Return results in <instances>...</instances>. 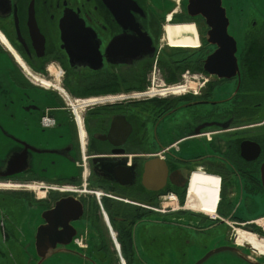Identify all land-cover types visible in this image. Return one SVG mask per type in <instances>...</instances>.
<instances>
[{
	"label": "flooded vegetation",
	"instance_id": "flooded-vegetation-1",
	"mask_svg": "<svg viewBox=\"0 0 264 264\" xmlns=\"http://www.w3.org/2000/svg\"><path fill=\"white\" fill-rule=\"evenodd\" d=\"M213 1L0 0V130L74 163L0 173V264H264V0Z\"/></svg>",
	"mask_w": 264,
	"mask_h": 264
},
{
	"label": "water",
	"instance_id": "water-1",
	"mask_svg": "<svg viewBox=\"0 0 264 264\" xmlns=\"http://www.w3.org/2000/svg\"><path fill=\"white\" fill-rule=\"evenodd\" d=\"M197 6L199 7L200 12H203L204 17L209 18L210 22L222 24V28L224 24H227V19L224 17V10H220V20H212L206 14V8L215 6V1L213 0H198ZM215 29H219V27H214ZM216 40H224L228 39V35H223L221 37H213ZM228 46V47H226ZM229 46L226 44H219L218 54H226L229 52ZM110 52V51H109ZM100 64V63H99ZM93 69H99L98 67H93ZM41 143V147L30 146L19 140V138L13 133H9L4 129L0 130V157L3 158V166L1 175L3 176H12L18 175L29 170L42 174L43 170L49 171V173H64L71 174L74 171V163L73 159H69L65 157V153L69 150V144L67 145L66 138L61 130L56 133H48L44 134L42 138L39 139ZM19 143L20 146L23 145L24 149L19 147L17 152L13 153V146ZM62 147V148H61ZM28 152L31 153V158L28 157ZM43 228L39 227L36 233V249H40L42 247V239H43ZM39 252V251H38ZM40 261L37 264H43L42 255L39 256ZM30 262H28L29 264Z\"/></svg>",
	"mask_w": 264,
	"mask_h": 264
},
{
	"label": "built area",
	"instance_id": "built-area-1",
	"mask_svg": "<svg viewBox=\"0 0 264 264\" xmlns=\"http://www.w3.org/2000/svg\"><path fill=\"white\" fill-rule=\"evenodd\" d=\"M50 74L52 76H56V74H58V70H50L49 71ZM178 87H173L172 89L173 90H177ZM62 96V99L64 100L65 102V105H66V110H68L71 114H72V118L74 120V123L78 129V131L81 130V126H82V120H81V112L86 110V109H89L91 107H93L94 105L96 104H101L103 103V101H96V99H85V100H80V99H71L63 90H58ZM46 120L48 122V119H43V123L46 124ZM49 123H47L48 125ZM85 174V171L83 173V176ZM217 202H218V199H217ZM216 202V204H217ZM121 263L123 264V261L120 260Z\"/></svg>",
	"mask_w": 264,
	"mask_h": 264
},
{
	"label": "rangeland",
	"instance_id": "rangeland-1",
	"mask_svg": "<svg viewBox=\"0 0 264 264\" xmlns=\"http://www.w3.org/2000/svg\"><path fill=\"white\" fill-rule=\"evenodd\" d=\"M192 41H193V38L189 37L186 43L189 44V43L192 42ZM194 43H196V41H194ZM182 45H184V44L182 43ZM185 46H187V45H185ZM189 46H190V44H189ZM181 80H182V79H179V81H181ZM72 99H75V98H72ZM26 264H28V262H27ZM29 264H34V263L32 262V263H29ZM43 264H54V263L45 262V263H43Z\"/></svg>",
	"mask_w": 264,
	"mask_h": 264
},
{
	"label": "bare ground",
	"instance_id": "bare-ground-1",
	"mask_svg": "<svg viewBox=\"0 0 264 264\" xmlns=\"http://www.w3.org/2000/svg\"><path fill=\"white\" fill-rule=\"evenodd\" d=\"M193 25V24H192ZM194 26V25H193ZM184 44V43H183ZM185 45H189L188 43L187 44H185ZM186 47H188V46H186ZM56 76H57V74H56ZM40 84H42V86L43 87H45V88H47V89H49V88H52L50 85H48V84H44V83H40ZM52 89H54V88H52Z\"/></svg>",
	"mask_w": 264,
	"mask_h": 264
},
{
	"label": "trees",
	"instance_id": "trees-1",
	"mask_svg": "<svg viewBox=\"0 0 264 264\" xmlns=\"http://www.w3.org/2000/svg\"><path fill=\"white\" fill-rule=\"evenodd\" d=\"M194 55L196 56V54H194ZM182 61H183V59L179 60V64H180ZM179 69L184 70L185 67H184V66H181Z\"/></svg>",
	"mask_w": 264,
	"mask_h": 264
}]
</instances>
